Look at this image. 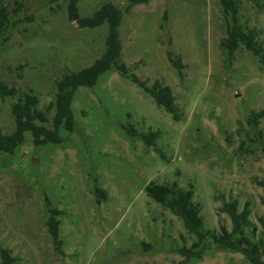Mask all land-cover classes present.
I'll return each mask as SVG.
<instances>
[{
    "label": "rangeland",
    "instance_id": "374dc122",
    "mask_svg": "<svg viewBox=\"0 0 264 264\" xmlns=\"http://www.w3.org/2000/svg\"><path fill=\"white\" fill-rule=\"evenodd\" d=\"M264 4V0H259ZM11 30L0 41V79L16 90L0 101V128L11 134V104L24 94L53 128L56 83L89 67L105 51L106 24L79 28L64 0H0ZM111 3L121 11L120 61L128 76L110 70L91 88L79 87L71 132L59 144L36 146L30 133L12 154L0 152V248L16 264H248L240 253L210 245L201 259L180 253L196 237L182 221L150 199L151 183L194 188L203 231L231 230L221 211L248 203L249 233L262 237L264 221V118L255 130L247 118L264 111V64L242 45L229 58L220 46L226 23L219 0H149L125 12L126 0H79L81 17ZM238 22L256 29L264 46V10L241 0ZM180 58L179 77L167 54ZM170 88L174 120L130 75ZM138 135L160 133L147 147ZM97 190L106 194H97ZM60 214L61 251L47 227ZM264 259V256H263Z\"/></svg>",
    "mask_w": 264,
    "mask_h": 264
},
{
    "label": "trees",
    "instance_id": "16d2710c",
    "mask_svg": "<svg viewBox=\"0 0 264 264\" xmlns=\"http://www.w3.org/2000/svg\"><path fill=\"white\" fill-rule=\"evenodd\" d=\"M67 6V17L70 22H75L79 28L95 29L104 24L107 27V36L105 40V51L102 56L95 60L92 65L77 72L66 74L56 83V93L54 101L47 109L55 110L53 116V128L45 127L47 117L44 112L38 110V99L31 94L19 96L10 107L15 129L11 134H3L0 128V152L12 154L17 147L22 145L25 140V134L30 133L32 141L36 146L47 143L59 144L60 138L58 132L61 128L71 132L73 130V113L71 103L75 92L79 87L91 88L96 85L101 74L116 70L122 76H128L129 72L124 63L120 61L121 42L119 39V25L122 18L121 11L111 3L100 6L89 17H81L77 4L79 0H64ZM149 0H126L127 6L125 12L128 13L135 5L148 3ZM252 2L258 9L264 10V4L259 0H247ZM223 19L226 23V38L222 39L220 46L227 50L230 58L240 45L264 64V46L257 38L259 32L252 28H243L238 22V14L241 6V0H219ZM9 17L6 8L0 3V41L4 42L8 38L11 30ZM167 58L179 77H182L183 65L180 58H173L168 52ZM131 80L139 86L154 103L169 113L174 120L179 119L178 109L174 103V97L167 86H163L155 80L151 86L140 80L137 76L131 74ZM16 90L9 88L0 79V101L6 98H14ZM264 118V111L253 112L247 118L250 128L255 130L259 120ZM131 136H140L147 147H152L160 133L148 131L138 135L135 129L127 130ZM264 187V184H261ZM146 195L157 204L169 210L179 218L186 231L195 236L196 240L189 249L184 248L180 251L186 260L201 259L204 252L210 245L219 250H225L232 253H240L248 264H264V221L260 219L263 228L262 237L255 239V232L249 233L250 228V209L246 203L241 211H238L237 201H229L222 205L221 211L226 213L231 221V230L220 226L219 231H203L202 217L200 215L201 206L193 201L194 188L192 184L182 190L173 183L157 184L149 183L145 187ZM97 194L106 198L103 191L97 190ZM264 204V200H263ZM60 214L57 210L50 209L47 220L49 234L54 243L55 249L60 252L62 242L59 239V220ZM0 264H16V258L9 250L0 248Z\"/></svg>",
    "mask_w": 264,
    "mask_h": 264
}]
</instances>
